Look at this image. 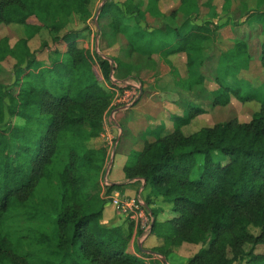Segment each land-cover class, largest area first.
I'll list each match as a JSON object with an SVG mask.
<instances>
[{
    "label": "trees",
    "instance_id": "obj_1",
    "mask_svg": "<svg viewBox=\"0 0 264 264\" xmlns=\"http://www.w3.org/2000/svg\"><path fill=\"white\" fill-rule=\"evenodd\" d=\"M91 1L0 0V25L17 24L24 30V37L13 46L6 37L0 39V63L7 56L14 58L17 88L7 93L6 106L0 86V259L8 264H40L41 257L35 254L45 253L48 259L43 256V264H158L146 261L151 255L141 248L140 255L127 250L131 220L125 218L130 223L126 228L100 223L106 202L102 191L108 195L143 181L149 192L140 194L153 218L149 234L161 242L152 252L167 254L186 242L200 246L186 264H264V250L256 251L257 246L264 247V78L241 96V86L215 76V87L208 91L209 108L226 105L232 97L257 101L259 108L248 121L232 117L185 134L182 128L207 112L201 101H194L205 90V76L194 74L200 57L192 50L196 40L207 39L208 30L175 29L172 36L178 43L170 51H185L187 57L184 91L177 93L182 114L169 115V128L154 123L150 133L142 131L140 147L127 153L122 168L125 182L103 187L106 148L99 137L112 92L100 80L113 86V77L122 79L132 71L130 63L103 53V46L125 39L129 54L150 53L164 30L146 31L138 20L130 23L131 14H144V3L145 11L152 12L159 0L121 4L102 0L96 16L99 51H90L82 43V31L65 29L73 15L82 22L89 19ZM38 15L42 24H30L29 19ZM258 19L264 20L263 15ZM42 28L65 47L52 50L50 65L44 68L37 67L35 52L27 44ZM260 45L258 60L264 67V42ZM6 111L22 124L4 127ZM197 155L202 156L201 168L191 178ZM155 198L171 206L172 218L156 220L157 210L150 207ZM15 220L18 227L27 225L30 230L13 235L17 230L9 226ZM26 244L29 250L19 253Z\"/></svg>",
    "mask_w": 264,
    "mask_h": 264
},
{
    "label": "rangeland",
    "instance_id": "obj_2",
    "mask_svg": "<svg viewBox=\"0 0 264 264\" xmlns=\"http://www.w3.org/2000/svg\"><path fill=\"white\" fill-rule=\"evenodd\" d=\"M113 1L121 4L123 0H113ZM101 3L102 0H92L88 6L89 9L91 10L89 19L84 20L85 22H82L80 21L77 15H73L70 18V23L65 29L68 30L72 28L78 30L79 32L82 31L81 32V34L83 35L82 43L90 51H96V49L97 51H99L97 47L98 43L96 39L97 22L95 15L98 6ZM163 3H164L163 5H169L170 3L174 5L175 4L179 5V0H163ZM145 4L146 3H144L141 6V10L144 12V14L146 13V11L143 10L145 9ZM186 4H189L188 10L186 12L189 15L190 20L191 21H194V19L195 21L199 20L201 25H204V27H206V29L208 30L207 33L209 38H212L213 40L217 38L218 41L220 42H218L217 45H214L211 44V42H208L207 40L205 42L202 40L194 44V49L196 48L195 50H197L198 46L202 44L205 45V43L207 42L209 48H211L210 58L205 59V57L199 56L200 60H202L201 65H199L200 63L199 62L197 63V66H195L193 69L195 75H198L199 73H204L205 78H207L208 80L206 85L204 86L205 90L202 89L199 93L200 97L199 98L196 97V99L194 100L196 102L201 101L200 103H202L205 107H207V112L198 114L192 120H190L189 123L186 124L185 127L183 128V132L185 134H189L198 130L200 127L212 126L217 122L224 121L232 117H236L241 122L250 120L252 113L259 108V103L257 101L252 100L247 102H241L236 98L232 97L230 102L226 105H216L214 107L209 108L208 91L209 89L212 90L215 87L214 86L215 76H217L219 81H222L223 83H230L235 86H241V92H240L241 96L251 92L253 89L252 87H257L255 86L256 85L255 81L258 82L264 78V67L260 65V62L258 60L259 53L261 50L260 43L264 42V20L260 21L258 17L261 14L264 17V0H188L186 1ZM179 13H181V11ZM144 14L139 17H136L134 16V14H131L130 23H134L135 20H138L139 22H145L146 24H148L147 23L148 21L150 25L152 23V19H147ZM42 19L43 17H41V15L33 16L29 19V23L32 25H36V24L41 25ZM236 35H237V39H236ZM4 37L7 38V43H9L10 46H13L19 38L24 37L23 27L17 24H1L0 39ZM231 41H234V45L230 48L229 44ZM243 43H245V45ZM27 44L30 51L35 52V55L32 58L36 59V62H38L37 67L40 68L42 67L44 68L45 65L47 64L46 62L48 61V57L52 56L51 54L52 50H49L50 47H52V49H57L55 45H58L57 43L53 42V40L51 39V33L45 28H42L36 35L30 38ZM219 45L221 47H219ZM195 50L192 51V54L195 57H197L198 52L195 53ZM104 51H106L105 46H103L102 52L105 53ZM14 63L15 60L11 56H7L0 63V86L2 93L4 95L3 105L5 103L6 106L9 103V96L7 93L9 92L10 94H12L17 89L15 87ZM165 72L166 69H158V73L160 74L161 73L164 74ZM138 74L140 75V73ZM139 77L144 78V76L141 75ZM129 79L133 81L134 80L138 81L139 78L137 79L134 76H130ZM171 79L172 78L169 75H165L164 77H162V81L161 80L158 81V79H156L153 80V82L159 86V85L169 84L171 82ZM100 81L103 86H105V84L106 85L109 84V82L106 80L104 81L101 79ZM112 81L114 80L112 79ZM174 86H178V85L174 83ZM176 96L172 95V97L170 98H161L160 96L157 97L156 95V99L152 98V100L157 105L162 106L161 110H164V112H166L167 108H165V106H172L173 103L171 102L174 98H176ZM137 104L139 103L137 102L135 107L121 110L123 117L120 120L119 126L122 125L124 133L126 132L127 129L126 130L124 129L123 124H125V122L132 121L135 114L139 113ZM179 109L176 108L175 110H178L180 112ZM108 115H109L108 112L104 114L103 128H102V132L100 133L103 134V136L99 137V143H102L106 148V159L104 164L102 165V171L100 175L101 186H104L105 183H111L109 178H112V176H114L113 173H115V171L117 170V160L119 159L118 154L122 149V143L123 141H127V138L125 137L126 133L123 134L121 142H118V139L116 138L117 135L115 134L117 130L114 134H112V131L110 130V126L111 123L113 122L109 119ZM9 123H11L10 125H20L22 124V120L17 117H10L6 111L5 118L3 121V126L7 127ZM139 128L141 130L140 132L147 129V132L150 133L152 130V125L145 123V125H141L139 126ZM157 130L160 129L157 128ZM135 137H136L135 135L133 136L129 135V138H133L132 141L133 147L132 149H130V152H133L135 149H138L140 147V143L138 144L139 139ZM114 141H115V146L113 147ZM107 142H111V143L108 144ZM114 153H115V160H114V165L112 167V165H109V163ZM201 162H202V156L197 155L196 165L192 170L191 178H195L198 175L201 168ZM110 168H111V174H110ZM142 182L137 183L138 184L136 189L137 192L130 196L138 194V190L140 189ZM115 192H118L122 195L123 194L126 195V193H122L121 190H114L108 195H114ZM104 194L105 193L102 192L101 196L104 197ZM139 196H141V194H139ZM160 206L164 214H167L168 210L171 211V206L167 203L160 204ZM104 207L106 211H108L111 207L113 208L114 210L113 214H115V216L117 215L121 220V224H116V225H122L124 227H127L128 224H130L129 221H127L124 217H122V215L116 212L115 208L112 205H110V203L105 202ZM11 214H13V212ZM15 222L16 220L13 221L9 226L10 228L12 225L17 230L13 232V235L20 236L25 231L30 230L27 225L24 227H18ZM134 229L135 231L137 230L135 225L133 226V230ZM148 229L144 233L143 232L137 233L136 231L137 235L141 234L139 236V241H141V239H144L147 235H149ZM154 240L155 239L151 236L148 238L146 243L149 244ZM139 246L141 248H145V246H143V243L140 244ZM152 247L148 246L146 248L151 249ZM199 247H200L199 245L184 242L178 247L171 248V250L168 251L167 254L160 255L158 253L152 252L151 250L150 252L146 250V252L149 253L150 255L155 254L153 255V257L154 256L155 258L157 257V259L155 260L158 262V264H186L187 258L191 256ZM133 249L135 251L134 254L140 255L138 253L137 240H135L133 243ZM26 250H29L28 244L24 246L22 245V247L19 249L20 251L19 253H24ZM263 250H264L263 246H257L256 248L257 252H261ZM35 255L41 258H43L44 256L46 259H48V256L45 253L42 254L38 253ZM41 258L39 259V263L43 264L44 261ZM0 264H8V263L0 259Z\"/></svg>",
    "mask_w": 264,
    "mask_h": 264
},
{
    "label": "crops",
    "instance_id": "obj_3",
    "mask_svg": "<svg viewBox=\"0 0 264 264\" xmlns=\"http://www.w3.org/2000/svg\"><path fill=\"white\" fill-rule=\"evenodd\" d=\"M185 0L184 3H182L180 5V0H179V5H174V4H169V5H163V0H159L158 4L156 6H154V8L152 9V12H150L151 10H148L146 13L144 14L146 16L147 19H152V23L149 25V22L147 21L148 24H146L145 22H139V25L142 27V29L146 30V31H151L154 29H158L161 28L164 31H161V37L159 39V41H157L158 43L155 46V49L153 51H151L150 53H144V52H131L129 54V52L127 51L126 47H125V39H123V41L121 40L120 44H122V46L124 47H120L117 44H113L110 47H106V51L105 54L108 56H115V57H119L120 59H122V61L124 63H130L131 64V72L130 74L126 75V77H123L122 79H116V78H112L113 80L116 81H124V80H128L130 76H134L135 78H139L138 81H135L137 83H139L140 85V93H143V97L141 96V98L139 97L138 103L137 104V108L139 113H136L133 120L129 121V122H125L124 125V129L126 130V135L125 137L127 138V141H123L122 143V149L119 152L118 156L119 159L117 160V170L115 171L114 176H112V178H109L110 182L112 183H123L125 182L124 179V174L122 171L123 165L126 162V158H127V153L130 151V149H132L133 147V138H129V135H135V138H138V144L140 143V141L142 140V138H140V136H142V132H140V128L139 126L141 125H145V123L147 124H154V123H164L166 125L167 128L171 127L170 121H169V115L170 114H182V109L181 106L177 103L178 100V96H176L177 93L180 92L181 89V81L182 79H184L187 75L186 73V52L185 51H181V52H171V49L176 48L177 46V39L178 37L172 36L173 32L175 31V29H182L183 32H187L189 31V27L191 26H202L204 27V25H201V23L199 22V20L194 19V21H191L189 18V15L187 14V10H188V5L186 4ZM198 6V4H197ZM145 11V9H143ZM175 11L173 14V16L170 14L171 12ZM181 11V13H179ZM179 13V14H178ZM143 24V25H142ZM170 27L169 30H165L166 27ZM206 28V27H204ZM174 29V30H172ZM208 35V33H207ZM236 39H237V35H236ZM211 42V44L217 45L218 39L216 38L215 40H213L212 38H209V36L207 37V39L203 40L205 41ZM156 41L154 43H156ZM200 40H196L193 45L195 43H197ZM207 42V43H208ZM205 43V45H200L197 47V50H195L193 48L192 51L195 50V53L198 52L197 56H203L205 57V59L210 58L211 54H210V50L211 48H209L208 44ZM234 45V41H231L229 44V47L231 48ZM57 47V49L64 51L65 47L62 45H55ZM203 46V47H202ZM154 47V46H153ZM219 47H221L219 45ZM49 50H54L52 49V47H50ZM170 51V52H169ZM53 57L49 56L48 57V61L46 62L47 64L45 66H49L51 59ZM200 62V63H199ZM198 63L199 65H201L202 60H200ZM198 65V67H199ZM158 69H166V72L164 74H160L158 73ZM141 76H144V78H140L139 74ZM204 75V73H202ZM139 75V76H138ZM165 75H169L172 79L171 82L169 84H165V85H157L156 83L153 82V80L158 79L162 81V77H164ZM146 76V79H145ZM205 76V75H204ZM161 77V78H160ZM130 80V79H129ZM143 80V81H142ZM150 82H148V81ZM206 80V81H205ZM205 80L203 81V86L206 85L207 83V78H205ZM133 81V80H130ZM153 82V83H152ZM174 83L177 84L178 86H174ZM211 83V82H209ZM106 86V84H105ZM215 86V85H214ZM184 91V90H183ZM210 91V89H209ZM156 95L157 97H161V98H170L172 97V95H175L176 98H174L172 100L171 103L172 106H165V108H167V111L164 112V110L162 109V106L157 105L152 98L156 99ZM137 101V99L135 100ZM162 102V101H161ZM135 103V102H134ZM133 103V104H134ZM182 103V101H181ZM131 105L130 107L127 108H132L135 107V105ZM127 108H116L113 111H111L109 113V119L114 123H111L110 126V130L112 131V134H114L116 132L115 135L116 138L118 139V142L122 141V136L124 133L122 125L119 126L120 124V120L123 117V114L121 113V110L127 109ZM176 108H180V112L178 110H175ZM139 125V126H138ZM117 127V128H115ZM185 127V126H184ZM183 127V128H184ZM182 128V130H183ZM123 131V134H122ZM111 134V133H110ZM111 134V135H112ZM114 160H115V153L112 156V159L109 163V165H114ZM110 174H111V168H110ZM137 183H130V184H126L124 185L120 190L122 193H126L129 194L128 196L135 194L137 191ZM126 191V192H125ZM147 194L149 192V187L147 186L146 188H144V185L142 184L140 186V189L138 190V194ZM125 195V194H123ZM166 202H163L161 198H158L156 200L153 201V203L151 204V208H154L157 210L156 213V220L157 221H165L167 219H170L174 216V213L172 212V210H168L167 214L163 213V210L160 206V204H165ZM168 204V203H167ZM114 210L111 207L108 211L105 210V207L103 209L102 212V217L100 220V223L103 226L106 227H110V226H114L116 224H121V220L119 219V217L115 214H113ZM126 228V227H123ZM141 235V234H140ZM136 234L135 229L132 230V235H131V239L129 241L128 244V248L127 250L130 253H135L134 249H133V243L135 240H137V244H138V248H141L139 246V244L143 243V246H145V248H141L142 250L146 251V250H150V248H146V247H152L155 245H159L160 239H158L155 235L153 234H149L147 235L144 239H141V241H139V236ZM153 237L155 240L151 243H146V241L148 240L149 237ZM143 241V242H142ZM197 251V249H196Z\"/></svg>",
    "mask_w": 264,
    "mask_h": 264
},
{
    "label": "built area",
    "instance_id": "obj_4",
    "mask_svg": "<svg viewBox=\"0 0 264 264\" xmlns=\"http://www.w3.org/2000/svg\"><path fill=\"white\" fill-rule=\"evenodd\" d=\"M113 82H114L113 86H109L108 84L106 85L108 88H110V91L112 92V99L110 102L108 113H110L111 111H113L118 107L119 108L130 107L140 95L141 87L139 83L135 81L114 80ZM100 136H103V134H100ZM107 143L110 144L111 142H107ZM114 146H115V141L113 147ZM107 184L108 183H105V185ZM104 198L107 203H110V205H112L115 208L116 212L122 215V217L131 220L134 223L135 227L137 229H140L143 233L148 229L149 226L148 229V234H149L153 218L142 196H139V194L128 196L115 192L114 195L104 194ZM153 255L155 254H151V257H147V258L145 257V260L149 261L152 259L153 260L157 259V257L155 258V256L153 257Z\"/></svg>",
    "mask_w": 264,
    "mask_h": 264
},
{
    "label": "water",
    "instance_id": "obj_5",
    "mask_svg": "<svg viewBox=\"0 0 264 264\" xmlns=\"http://www.w3.org/2000/svg\"><path fill=\"white\" fill-rule=\"evenodd\" d=\"M97 13H98V11H96V15L95 16H97ZM140 95H141V93H140ZM140 95L138 96L137 100L139 99ZM148 252H150V250H148Z\"/></svg>",
    "mask_w": 264,
    "mask_h": 264
}]
</instances>
